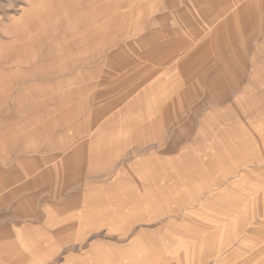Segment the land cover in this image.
I'll list each match as a JSON object with an SVG mask.
<instances>
[{
  "label": "rangeland",
  "instance_id": "1",
  "mask_svg": "<svg viewBox=\"0 0 264 264\" xmlns=\"http://www.w3.org/2000/svg\"><path fill=\"white\" fill-rule=\"evenodd\" d=\"M259 198L264 0H0V264H264Z\"/></svg>",
  "mask_w": 264,
  "mask_h": 264
},
{
  "label": "crops",
  "instance_id": "2",
  "mask_svg": "<svg viewBox=\"0 0 264 264\" xmlns=\"http://www.w3.org/2000/svg\"><path fill=\"white\" fill-rule=\"evenodd\" d=\"M258 203L262 209L264 205V198H262V200L259 198ZM217 215L218 214H216L215 209L207 207L205 216L209 217V219H213ZM242 220V217L239 220L229 218V220L226 221L228 225H218L217 219L216 224L212 223L210 220H203L205 226L203 225L199 228V230H197L196 235L193 238L195 245L192 244V247H190V244L187 241H192L191 237H186L182 232L181 233L183 235H177V238L179 237V243L182 247H180L178 251L179 253L181 251V254L185 257V264L234 263V259L238 258L237 256L239 252L242 254L241 251L245 249L246 242L250 238L246 237L243 240H240V238H242L241 234H243L244 231L239 228L238 224L240 223L242 226L244 223L248 222H244ZM158 230L159 233H166L165 226H159ZM128 239H126L125 248L129 246ZM125 263L128 264V261Z\"/></svg>",
  "mask_w": 264,
  "mask_h": 264
},
{
  "label": "bare ground",
  "instance_id": "3",
  "mask_svg": "<svg viewBox=\"0 0 264 264\" xmlns=\"http://www.w3.org/2000/svg\"><path fill=\"white\" fill-rule=\"evenodd\" d=\"M23 104V103H22ZM23 107V106H22ZM34 110H35V108H34ZM25 112V111H24ZM13 153V152H12Z\"/></svg>",
  "mask_w": 264,
  "mask_h": 264
}]
</instances>
